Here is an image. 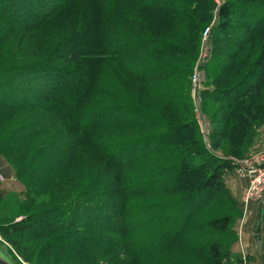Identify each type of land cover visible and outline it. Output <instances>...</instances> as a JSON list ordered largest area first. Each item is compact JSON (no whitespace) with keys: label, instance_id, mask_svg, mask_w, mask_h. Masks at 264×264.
Returning <instances> with one entry per match:
<instances>
[{"label":"trees","instance_id":"trees-1","mask_svg":"<svg viewBox=\"0 0 264 264\" xmlns=\"http://www.w3.org/2000/svg\"><path fill=\"white\" fill-rule=\"evenodd\" d=\"M208 6V0H0V23L8 24V31L39 32L56 16L65 17L59 27L52 28L55 32L41 38L40 32L36 34L42 44L38 51L50 44L53 54L0 68L7 81L12 78L18 83H4L9 88L0 92V132L12 114L40 102L51 105L55 119H64L75 137L65 156L56 141L52 148L57 147L50 152L42 145L29 152L33 140L45 129H37L33 117L26 115L25 123L0 141V157L9 156L15 162L16 174L30 194L25 203L29 212L22 220L3 224L5 235L36 229L46 237L53 236L56 242L42 243L38 254L55 248L61 264H98L109 253L119 254L118 259L100 264H124L127 260L134 264L182 244L200 221L203 208L216 200L214 195L220 192L229 197L222 180L228 163L203 141L190 99L188 76L193 73L202 32L209 24ZM218 15L216 37L220 43L214 41L211 56L200 64L209 76L208 87L202 91L203 110L214 128L211 142L227 137V128L236 132L231 138L238 142L240 124L248 122L250 126L251 113H243L247 106L242 105L255 99L253 94L264 87V0H224ZM77 16L82 26L58 41ZM184 19L190 22L184 25ZM235 21L244 29H234ZM139 23L146 25L139 28ZM125 26L137 34L125 33ZM155 30H159L157 34ZM174 32L194 38L184 46ZM3 41L0 32V44ZM228 42L233 44L226 45ZM115 66L114 74L110 73L108 69ZM107 77L114 85L137 84L144 94L163 88L166 104L161 108L163 102L158 100L151 108L142 105L118 85L105 87L101 81ZM177 105L181 110L175 109ZM84 151L95 155V169L99 163L101 167L99 173L85 175L87 187L80 195L100 196L102 201L93 207L81 203L39 208L45 203L37 198L44 191L36 182L31 185V180L58 182L62 188L60 182L67 180L56 181V177L67 172L74 184L72 178L79 176L76 160H82ZM47 153L50 165L61 156L65 158L48 170L32 168L44 167ZM91 161L87 156L86 165ZM23 168L26 173L21 172ZM30 169L33 171L28 172ZM127 197L132 199L127 201ZM19 202L18 195L0 191V211ZM101 208L106 210L101 212ZM229 221L217 218L211 224L227 230ZM110 233L119 235L120 241L111 239ZM141 234H150L148 243L141 242ZM10 241L26 260L34 254H28L22 240ZM209 254L212 264H223L218 245L210 246Z\"/></svg>","mask_w":264,"mask_h":264},{"label":"rangeland","instance_id":"rangeland-1","mask_svg":"<svg viewBox=\"0 0 264 264\" xmlns=\"http://www.w3.org/2000/svg\"><path fill=\"white\" fill-rule=\"evenodd\" d=\"M208 2V12L210 13L208 18L209 24L206 25L202 32L200 44L201 52L195 63L193 73L188 76L189 85L191 82L190 88H192L190 99L197 118L199 119L198 115L201 116L202 122L198 121L203 134V141H205L206 146L212 150L218 158L228 163V165L222 170V180L224 181V185L230 195L228 197L226 193L220 194V192L214 195L216 200L214 203H211L203 208L202 213L199 215L200 221L197 223L195 228L191 229L185 235V240L182 244L174 246L165 253L152 255V258H149L150 260H140V262L136 261L134 264H212L209 261V257H212V255L209 254V249L210 246L214 244L218 245L221 249L223 264H264V194L259 200L250 199L246 202L245 195L247 189L250 187L251 180H249L250 178L248 177H242V175L238 173L237 170L230 164V159H243L254 154L264 153V87L253 94L254 96L257 95L255 99L250 100L249 98L242 105L244 107L245 105L247 106L243 113H251L249 117L250 126L248 125V122L240 124V129L237 133L238 142L231 138L236 132L234 130L231 131L228 128L226 129V133L228 132L227 137L217 139L216 142L215 140L211 142L210 134L214 128L210 123L208 114L206 115L203 110L204 100L202 96V91L208 87L209 76L206 70L201 67L197 68V66L200 63L201 58H203V55H205V58L207 59L211 56L214 41L216 45V35L217 32H219L218 28L220 27L218 12L220 6L224 3V0H208ZM196 19L199 20V18ZM64 21L65 17L63 15H58L53 18L47 25L39 30L40 38L42 35L55 32L52 28L59 27ZM189 22L190 19L183 20L184 25H187ZM157 23H160V21L156 22V24ZM239 23V21H235L232 27H234V29L236 27L244 29L243 25H239ZM145 25L146 24L139 23L138 27L143 28ZM8 26V24L0 23V32L2 34L4 33V41L0 44V68L7 65L24 63L44 53L46 55H50L51 53L53 54L54 46L50 44L45 46L43 50L38 51V47L42 45L40 44L39 35L38 37L36 36L39 32L34 30L23 32L16 29L8 31ZM80 26H82L81 17L77 16L75 20H72L69 30L64 31L58 41L69 34L70 31L77 29ZM147 26L149 27V25ZM125 31V33L130 32L132 34H137V32L132 30L130 26H125ZM158 31L159 30H155L154 34H157ZM172 35L178 38L181 42H178L179 40L177 42L184 46H188L189 42H192L194 38L192 34L187 35L183 32H174ZM217 40L219 41V39ZM46 41L48 42L49 38L46 39ZM230 43L233 44L232 42ZM230 43L228 42L226 45H230ZM254 54H258V49H255ZM117 68L118 67L115 66L113 69H107L110 73L114 74ZM195 74L198 75L197 78L200 83L194 91L193 78ZM120 77L122 78V76ZM101 82L107 88H115L119 86L120 88L126 90L125 92H127L133 100L150 108L154 105V102L157 103L158 100L163 102L161 108L164 106L163 104H166L164 101L167 100V97L163 95V92H165L163 88H158L156 91L155 89H149L148 92L144 94L142 92V88L134 83L133 86H129L126 85V82L124 81V85L117 84V86L114 85V80L111 77H107ZM4 83L18 86V83L14 82L12 78L7 81L2 73L0 74V92L2 93H4V90L9 88V86H7V88L4 87ZM105 98L109 99L110 97L106 95ZM15 100L16 98H14V101ZM110 100L112 99L110 98ZM26 102L28 103V101ZM215 107L217 108L218 105ZM175 109L181 110L178 105ZM213 111H215V109H213ZM26 115L28 117H33L37 129H45L43 134L38 135V137L33 140V144L28 149L29 152L35 151V149H38L40 145L48 146L49 151L47 150V152H50L55 149L58 144H60V150L65 151L62 155L65 156L69 153L66 150L75 140L74 134L64 119H55V110L51 105L49 106L48 103L44 104L39 102L34 104V107L31 109L21 111L18 114H12L7 122L8 125L4 128V132H0V141L4 139V136L8 134L9 131L17 130L18 127L22 126L25 123L24 118ZM52 141L57 142L55 148H52ZM230 141H233L234 143ZM1 155L4 156V153H1ZM49 155L50 154L47 153V159L45 160L47 164L44 167L36 166V168H32L37 170H48L49 167H55L61 159L65 158L61 156L59 160L50 165L51 162L48 161ZM11 156L13 157L12 154ZM81 156L82 157L80 159H82L83 162L82 160H76V164L78 166L75 171L79 176L72 178L74 184H72L71 179L66 177L68 175L67 172H61V174L59 173L60 175L56 177V181L67 180V183L60 182V186H63L62 188L59 187L58 182L45 184V181H40L35 178L31 180V185L36 182L37 186H40L44 191L37 198L39 203H45L39 208L47 205L65 206L81 203H85L93 207V204L95 206L99 203V201H102L100 196H94V198L91 199V196H88L87 198L86 196L80 195L81 191L87 187L85 175L88 173L91 174V171L99 173L98 170L101 167V164L99 163V166L96 169L94 168L96 159H94L95 155L91 151H84V153L81 152ZM87 156H91L93 159V161L90 162L91 165L89 163V165H86ZM8 157H0V173L4 176L3 193H14L18 195L20 202L19 204L15 203L8 209L0 211V247L6 251L15 264H61L55 248L49 250L52 253L38 254L42 243L47 240H55L54 242H56L57 239L53 238V236L46 237L43 234H39L40 232L36 231V229H33L30 232L13 234L10 237L3 233V224L8 225L9 223L11 224L18 220H22L25 217L24 214L29 212L27 207H25V203L28 202L30 195L29 188L16 174V170L14 169L15 162L10 160ZM17 157H19V154L13 159L16 160ZM104 166L105 165H103V167ZM26 171V168L21 170L22 173H26ZM32 171L33 170L30 169L28 172ZM104 173L105 172H102V174ZM131 199L132 197H127V201H130ZM105 210L106 208L100 209L101 212H104ZM217 218L230 219L227 230L216 228L211 224V222ZM95 221L101 220L95 219ZM104 222L108 223L107 221ZM150 226L151 225H148L146 227L150 228ZM37 229L39 228L37 227ZM98 231L101 232V229ZM104 232L107 233L106 231ZM109 235L108 236L111 239H114L117 242L120 241L119 235L112 233ZM16 238L22 240V245L24 248L28 249V254L32 251L34 252L29 260L22 257V255L14 248L10 239ZM140 240L143 243H148L150 240V234H141ZM109 254L110 256L108 255L104 257L107 263H109L113 258L118 259L119 254ZM47 259L49 262H46ZM105 260H98L97 263L100 264ZM124 264H131V261L127 260V263Z\"/></svg>","mask_w":264,"mask_h":264},{"label":"built area","instance_id":"built-area-1","mask_svg":"<svg viewBox=\"0 0 264 264\" xmlns=\"http://www.w3.org/2000/svg\"><path fill=\"white\" fill-rule=\"evenodd\" d=\"M202 57L197 68L200 67V64L207 61L205 55ZM197 76L198 75L195 74L193 78L194 91L200 83ZM198 117V120L202 122L201 116L198 115ZM230 164L242 175V177H248L250 178L249 180H251L250 187L246 191L245 201L248 202L250 199H261V196L264 194V153L254 154L243 159H230ZM1 182H4V176L0 173V183Z\"/></svg>","mask_w":264,"mask_h":264},{"label":"water","instance_id":"water-1","mask_svg":"<svg viewBox=\"0 0 264 264\" xmlns=\"http://www.w3.org/2000/svg\"><path fill=\"white\" fill-rule=\"evenodd\" d=\"M19 221V220H18ZM0 264H15L6 251L0 247Z\"/></svg>","mask_w":264,"mask_h":264},{"label":"crops","instance_id":"crops-1","mask_svg":"<svg viewBox=\"0 0 264 264\" xmlns=\"http://www.w3.org/2000/svg\"><path fill=\"white\" fill-rule=\"evenodd\" d=\"M0 191L1 192H4V182H1L0 183Z\"/></svg>","mask_w":264,"mask_h":264}]
</instances>
